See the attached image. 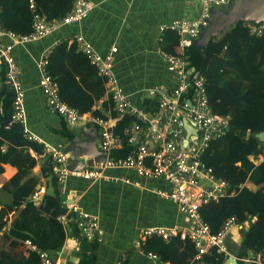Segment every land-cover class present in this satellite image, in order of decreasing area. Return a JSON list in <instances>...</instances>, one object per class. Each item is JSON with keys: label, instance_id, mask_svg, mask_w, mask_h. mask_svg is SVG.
I'll return each mask as SVG.
<instances>
[{"label": "trees", "instance_id": "trees-1", "mask_svg": "<svg viewBox=\"0 0 264 264\" xmlns=\"http://www.w3.org/2000/svg\"><path fill=\"white\" fill-rule=\"evenodd\" d=\"M33 1L35 11L30 6L31 0H0L3 25L18 33H29L36 12L49 19L62 18L73 5V0ZM165 31L162 48L169 54H176L179 34L171 29ZM70 41L72 39L53 48L48 71L58 82L62 99L79 111L88 112L105 94L104 80L77 44L71 46ZM185 55L189 66L200 71L205 79L212 111L229 117L227 131L209 141L203 159L217 176L230 182L231 192L218 201L203 205L201 213L213 231H218L231 216H235L240 224L248 221L236 253L239 263L264 264V143L255 137V133L264 130V33L249 35L241 21L218 38L209 39L199 51L187 47ZM60 63H66L67 67L60 74H54L52 68ZM5 93L3 108L0 106V174L5 172L6 164L15 167L16 172L9 178L11 201L0 204V235L3 234L7 245L0 250V264H42L38 252L25 241L29 239L37 248L49 253L63 246L67 231L59 216L65 212L64 195L59 189L50 155L36 143L43 155L41 175L48 182L43 200L32 198L42 185L41 176L33 172L36 161L29 154L30 141L23 136L19 125L11 123L13 92ZM132 121L130 116H125L117 123L116 132L125 139L121 154L129 151L124 130ZM240 175H247L256 188L247 185L239 188ZM83 241L84 251L79 264H95L92 251L96 241L84 238ZM143 249L154 251L173 264H196L197 250L188 236L177 235L166 241L154 235L143 242ZM19 250L23 252L20 254ZM227 255L212 248L203 260L222 264ZM246 258L251 260L246 261Z\"/></svg>", "mask_w": 264, "mask_h": 264}, {"label": "built area", "instance_id": "built-area-1", "mask_svg": "<svg viewBox=\"0 0 264 264\" xmlns=\"http://www.w3.org/2000/svg\"><path fill=\"white\" fill-rule=\"evenodd\" d=\"M231 3L232 0H202V10L196 18L175 19L160 26L161 31L171 29L179 34L177 53L164 52L173 84L149 89V99L140 105L134 103L130 94L120 84L115 70L118 46L113 44L106 53H102L84 35L74 34L72 40L104 80L111 101L108 114L96 108L81 112L64 101L58 82L48 71L49 57L53 49L43 52L39 61L40 87L50 109L61 115L70 125L84 124L97 128L105 160L95 166L80 169H71L68 165V153L45 141L29 127L25 105L26 91L13 50L18 45L40 40L62 25L80 23L94 10L95 2L73 0L71 9L62 18L49 19L46 15L36 12L32 31L25 34L6 28L0 19V64L5 66V83L13 92L11 123L21 126L23 136L29 141L41 144L44 153L50 155L59 189L64 195L65 212L59 216V220L65 229L67 225L74 223L82 238L88 241L102 240L98 216L84 210L75 201L67 200L66 183L69 177L94 182L111 179L106 174L109 169L131 168L143 177L166 178L170 189L158 190L157 193L173 200L189 220L186 229L149 226L141 230L142 237L138 246L154 264H173L162 259L158 253L146 252L143 249V242L154 235H159L166 241L177 235L190 237L197 250L194 256L196 264H210L205 263L203 257L212 248H217L219 252H228L227 236L240 223L235 216H231L218 231H213L204 219L201 207L211 201H218L231 192L230 182L217 176L213 167L203 159L209 141L227 131L229 117L212 111L205 79L201 73L193 71V67L189 66L185 50L200 36L202 27L208 24L207 18L211 8L225 7ZM30 6L35 11L33 0ZM244 26L251 36H261L264 33V21L244 22ZM125 116H130L133 121L124 130L129 151L121 154L125 139L116 132V127L119 120ZM45 193L46 186L40 185L32 194V198L41 200ZM25 244L38 252L42 264H56L49 252L37 248L31 240H26ZM256 257L260 260V255Z\"/></svg>", "mask_w": 264, "mask_h": 264}, {"label": "crops", "instance_id": "crops-1", "mask_svg": "<svg viewBox=\"0 0 264 264\" xmlns=\"http://www.w3.org/2000/svg\"><path fill=\"white\" fill-rule=\"evenodd\" d=\"M96 7L80 23L62 25L40 40L18 45L13 53L20 66V75L26 91L25 105L29 127L45 141L60 148L64 146H89L98 132L93 126L70 125L61 115L52 111L40 87L39 61L47 49L71 40L76 33L84 35L102 53L116 44L115 70L124 90L135 104H144L147 92L156 86H171L173 80L167 69L162 42L164 33L160 26L175 19H194L200 15L202 0H92ZM227 7V6H226ZM75 42L70 41L71 46ZM167 53V52H165ZM67 67L60 63L52 68L60 74ZM5 66L0 64V106L3 108L6 93L11 91L5 83ZM93 108L108 114L111 101L107 92L98 99ZM75 140L73 143L72 140ZM29 154L35 159L34 174L41 176V184L47 179L41 175L42 154L30 145ZM100 150L99 137L97 142ZM38 147V146H37ZM68 153V162L73 161V152ZM85 156L87 167L95 166L100 153ZM262 159L259 160V162ZM81 167V163H72ZM15 167L6 164L0 174V204L11 201L10 177ZM111 179L90 181L71 176L66 183V198L75 201L84 210L98 216L102 240H94L95 264H154L153 260L138 246L141 230L149 226L178 227L186 229L189 220L186 214L171 199L162 197L158 190L168 191L169 181L164 177L147 178L131 168H113L106 171ZM242 177V179H241ZM238 187L256 186L247 175H240ZM5 188H4V187ZM49 190V188H48ZM50 192V191H49ZM248 221L235 226L227 236V254H235L240 247ZM63 246L50 252L56 264H79L84 251V241L74 223L66 227ZM183 237V236H182ZM7 247L0 235V250ZM23 251L19 250L21 254Z\"/></svg>", "mask_w": 264, "mask_h": 264}, {"label": "water", "instance_id": "water-1", "mask_svg": "<svg viewBox=\"0 0 264 264\" xmlns=\"http://www.w3.org/2000/svg\"><path fill=\"white\" fill-rule=\"evenodd\" d=\"M208 24L202 27V32L197 39L192 41L191 46L197 51L201 50L205 47L209 41V39H216L218 36L224 31L230 29L234 25L239 22H251V23H259L264 21V0H232V3L227 5V7H212L210 11V15L207 18ZM193 71L196 72V68L193 67ZM200 74V71H198ZM11 119V118H10ZM92 127V126H91ZM186 127L190 129L189 126ZM19 130H22L21 126L18 127ZM88 128V126H87ZM94 131H97L96 127L92 128ZM255 137L261 142L264 143V130H261L255 133ZM75 140L73 139L72 142ZM98 136L97 138H93L91 144L89 146L82 145L81 147H69L65 148L64 146H60V149L65 152H69L72 150L73 152V161L68 162V165L71 169H80L88 166L89 160H86L85 156H94L96 155V151L100 153L99 158L95 159L96 162H103L105 160V155L103 151L98 149L97 146ZM30 145H34L36 150L38 147L36 142L30 141ZM83 163L81 167L75 166L72 163ZM43 200V199H41ZM47 200H44L46 203ZM222 264H240L238 255L228 254L226 260Z\"/></svg>", "mask_w": 264, "mask_h": 264}]
</instances>
